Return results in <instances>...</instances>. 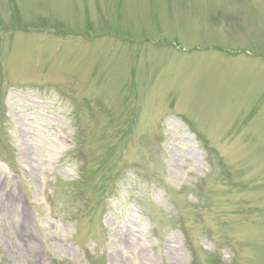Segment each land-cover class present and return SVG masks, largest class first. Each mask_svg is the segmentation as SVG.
Returning a JSON list of instances; mask_svg holds the SVG:
<instances>
[{"label":"rangeland","instance_id":"1","mask_svg":"<svg viewBox=\"0 0 264 264\" xmlns=\"http://www.w3.org/2000/svg\"><path fill=\"white\" fill-rule=\"evenodd\" d=\"M0 264H264V0H0Z\"/></svg>","mask_w":264,"mask_h":264},{"label":"trees","instance_id":"2","mask_svg":"<svg viewBox=\"0 0 264 264\" xmlns=\"http://www.w3.org/2000/svg\"><path fill=\"white\" fill-rule=\"evenodd\" d=\"M102 184H103V186H104V188H103V191H104V190L106 189V188H105V185H106V184L103 183V182H102ZM78 185H79L78 183H77V185H75V190L72 191V192H70V195H73V194L76 192V190H78ZM76 198H77V197H76ZM101 203H102V202H101Z\"/></svg>","mask_w":264,"mask_h":264}]
</instances>
